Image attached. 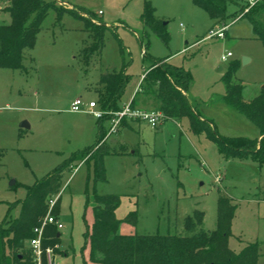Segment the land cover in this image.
<instances>
[{"label": "rangeland", "instance_id": "obj_1", "mask_svg": "<svg viewBox=\"0 0 264 264\" xmlns=\"http://www.w3.org/2000/svg\"><path fill=\"white\" fill-rule=\"evenodd\" d=\"M63 1L66 5L56 3L105 24L103 46L85 61L83 48L92 38L84 20L72 10L57 19L50 9L33 47L25 51L24 67H0V224L17 217L28 185L96 141L98 119L87 104L94 101V110H100V74L112 69L124 67L128 77L121 108L139 88L150 58H169L190 73L186 94L219 135L260 138L257 125L220 96L222 76L233 62V80L243 85L244 99L264 85V44L255 37L247 12L264 0H217L226 15L218 22L193 0ZM145 1L162 24L166 42L141 21ZM3 6L0 23H8ZM254 17L264 30V14ZM222 24L223 38L207 37ZM227 52L230 56L221 60ZM243 56L248 58L245 63ZM75 98L83 105L72 111ZM138 98L136 105L143 110L153 107L150 97L142 105ZM101 125L108 131L110 120L103 119ZM105 140L114 151L103 155L101 177L92 158L75 160L63 172L56 217L62 227L58 251L49 258L54 264H98L88 259L83 236L93 220V194L118 198L114 214L121 220L119 233L180 235L189 233L184 220L198 210L203 212V229L213 230L217 198L227 195L236 203L229 248L238 252L253 242L264 252V160L226 157L204 132L193 133L186 118L163 117L152 127L143 118L125 117ZM131 211L134 224L122 220Z\"/></svg>", "mask_w": 264, "mask_h": 264}, {"label": "trees", "instance_id": "obj_2", "mask_svg": "<svg viewBox=\"0 0 264 264\" xmlns=\"http://www.w3.org/2000/svg\"><path fill=\"white\" fill-rule=\"evenodd\" d=\"M221 1L223 4L226 0ZM193 2L205 9L216 22L226 16L223 5L217 3V0H193ZM0 3L4 4L2 9L7 11L10 17L8 23H0V67L11 69L24 67L25 51L33 47L41 22L50 9L56 12L57 19H60L67 10L79 15L72 8L57 4L56 0H0ZM249 11L247 12L254 35L264 44L262 24L254 17L261 18L264 14V2H259L251 13ZM153 12L150 3L145 1L140 19L166 42L167 34ZM87 15L93 17L92 13ZM79 16L84 20L85 28L92 38V41L83 48V58L88 61L93 52L101 50L106 26L102 23L95 24L89 18ZM147 56L144 51L143 58ZM235 69L236 63L233 62L222 76L224 93L221 95V100L257 125L260 132L258 140L219 135L211 120L200 115L197 107L186 94L191 81L190 73L169 61L150 58V64L143 72L138 91L143 93L146 99L147 97L152 99L153 107L149 110L162 112L166 119L186 118L193 133L204 132L216 143L218 151L226 157L244 159L251 156L261 162L264 160V88L251 99H244L243 85L233 80ZM127 80L124 67L100 74V110L105 113L97 118L96 141L72 154L26 187L17 217L8 224L7 220L0 224V264L33 263L28 241L34 237V228L40 225L42 217L46 215L49 200L59 194L63 172L73 161L92 158L95 174L102 176V157L114 150L106 143L107 130L101 125V121L110 120V112L120 109L119 102ZM129 104L136 108L135 97ZM89 199L92 201L93 220L87 225L83 236L90 261L98 264H255L257 244L247 242L238 252L228 246L227 241L231 234L229 227L236 203L227 195L220 194L217 198L216 225L213 230L203 229V212L198 210L194 212L193 217L185 218L184 228L189 233L184 235L119 233L121 220L114 214L118 198L115 195L93 194ZM57 201L58 196L50 208V214L55 218ZM122 220L134 224L135 212H129ZM58 241L59 229L54 224L45 225L42 246H51L56 253L58 248L55 245ZM25 244L27 248L23 250ZM42 264H46L44 256Z\"/></svg>", "mask_w": 264, "mask_h": 264}, {"label": "built area", "instance_id": "obj_3", "mask_svg": "<svg viewBox=\"0 0 264 264\" xmlns=\"http://www.w3.org/2000/svg\"><path fill=\"white\" fill-rule=\"evenodd\" d=\"M257 0H249V4L255 3ZM226 28V24L223 26H220L214 30H210L208 32V37L216 36L218 38L224 37V31ZM143 53V52H142ZM226 56H230V53L227 52L225 55H221V60H225ZM82 101L79 98H75L71 104L70 109L72 111H76L82 106ZM87 107L89 108L90 112L96 117H101L105 112L102 110H94L95 102L90 101L87 104ZM111 118H110V127L107 131V133L115 132L117 125L119 122L125 118H143L146 120V122L152 126L155 127L162 118L164 117L162 112L158 110H143L139 108H133L130 106V104L123 105L119 110L110 112ZM106 133V134H107ZM58 195L54 196L52 199L49 200L48 205V211L46 215L44 216L43 220L41 221V224L34 228L35 235L28 241V248L30 249L31 256H32V264H42V258L44 256V259L46 260V264H54L53 261H50V255L53 256L54 251L53 247L51 246H42V238H43V227L47 224H54L58 229L62 227L61 223L58 221L57 218L53 217V215L50 214V208L53 206L56 198Z\"/></svg>", "mask_w": 264, "mask_h": 264}, {"label": "crops", "instance_id": "obj_4", "mask_svg": "<svg viewBox=\"0 0 264 264\" xmlns=\"http://www.w3.org/2000/svg\"><path fill=\"white\" fill-rule=\"evenodd\" d=\"M59 1H61L63 4H65L64 3V1L63 0H59ZM66 5V4H65ZM64 7H66V6H64ZM67 8V7H66ZM105 25V24H104ZM224 24H222V26H223ZM220 27V26H219ZM218 28V27H217ZM225 31H226V29H225ZM225 31H224V36H225ZM207 37H208V34H207ZM143 52V51H142ZM221 57V56H220ZM168 59V60H167ZM166 60L167 61H169L170 59L169 58H167ZM170 62V61H169ZM142 76H143V73L141 74V76H140V78H142ZM138 95H139V98H138V104H144L145 103V97H144V95H143V93H141V92H139L138 91V89H136V91H135V93L133 94V97L132 98H137L138 97ZM220 98H221V96H220ZM136 107L137 108H140V109H142V107H139V106H137L136 105ZM124 119V118H123ZM122 119V120H123ZM121 120V121H122ZM120 121V122H121ZM255 264H264V252H262V251H258V249H257V251H256V254H255Z\"/></svg>", "mask_w": 264, "mask_h": 264}, {"label": "water", "instance_id": "obj_5", "mask_svg": "<svg viewBox=\"0 0 264 264\" xmlns=\"http://www.w3.org/2000/svg\"><path fill=\"white\" fill-rule=\"evenodd\" d=\"M246 61H248V58H246L245 56H243L242 58V62L245 63ZM262 88H264V85L262 86ZM21 126H26L28 127V124L26 122H22Z\"/></svg>", "mask_w": 264, "mask_h": 264}]
</instances>
